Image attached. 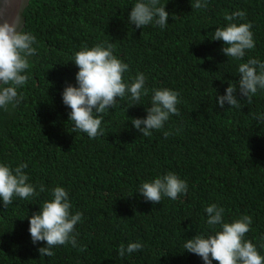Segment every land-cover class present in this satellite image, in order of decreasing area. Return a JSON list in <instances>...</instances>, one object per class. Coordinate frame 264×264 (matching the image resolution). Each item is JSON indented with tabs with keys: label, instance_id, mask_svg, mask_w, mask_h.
Returning <instances> with one entry per match:
<instances>
[{
	"label": "trees",
	"instance_id": "obj_1",
	"mask_svg": "<svg viewBox=\"0 0 264 264\" xmlns=\"http://www.w3.org/2000/svg\"><path fill=\"white\" fill-rule=\"evenodd\" d=\"M136 2L29 1L24 28L35 35L38 56L18 89V108L0 110V164L14 169L26 163L28 182L45 191L14 198L7 209L0 201V264H203L183 245L196 234H213L206 223L210 204L224 208L225 222L251 216L245 239L264 256V125L254 119L264 114V90L251 104L241 100V108L220 109L216 102L238 81L239 63L264 62V0H208L200 10L191 8L195 0H160L170 14L163 30L128 23ZM238 9L247 15L237 23L252 24L255 42L243 61L228 59L223 42L211 40L227 25L225 14ZM106 43L129 65L125 82L143 73L149 94L136 106L120 99L104 115V135L91 139L72 133L62 93L68 84L76 86L73 55ZM162 88L179 93L180 116L144 137L131 119L146 118L151 90ZM169 172L187 181L186 195L154 205L138 194L141 184ZM58 186L67 191L72 213H83L78 247L58 246L52 257H41L38 249L46 242L32 243L29 219ZM131 242L142 250L119 257V246Z\"/></svg>",
	"mask_w": 264,
	"mask_h": 264
},
{
	"label": "clouds",
	"instance_id": "obj_2",
	"mask_svg": "<svg viewBox=\"0 0 264 264\" xmlns=\"http://www.w3.org/2000/svg\"><path fill=\"white\" fill-rule=\"evenodd\" d=\"M16 2L19 7L23 4V0ZM165 7L160 0H137L128 15V23L137 29L155 25L163 30L169 25L170 16ZM207 7L208 0H195L191 4V8L196 10ZM246 15L239 9L225 14L227 25L215 29L211 38L212 41L223 42L221 51L228 59L243 61L246 52L255 48L252 24L237 23ZM36 44L35 35L25 30L19 10L10 20L0 21V110L5 113L12 114L22 101L18 89L29 80L26 73L38 56ZM114 51V44L106 43L85 47L73 55L72 63L79 69L75 77L76 86L68 84L62 93L63 104L71 109L69 123L72 133H85L91 139L103 136L102 121L104 115L110 113L109 109L114 110L118 101L125 97L135 102L134 106L140 105L142 97L149 94L143 73H138L131 82H125L123 77L130 71L129 65L117 58ZM238 73L236 84H229L225 94L216 97L220 109H224L225 104L229 108H241V100L251 104L258 91L264 90V62L249 58L238 64ZM151 92L150 106L145 108L146 118L131 119L134 129L144 137L150 136L153 130L162 129L170 116H180L178 92L167 88L152 89ZM254 119L264 125V114L254 116ZM169 135L171 132H164L165 139ZM27 167L26 163H20L14 169L0 164V201L4 209L13 203L14 198L25 200L45 191L42 184L38 192L36 186L28 182ZM187 191V181L169 172L141 184L138 194L155 205L165 197L176 200ZM51 196L52 199L43 202L40 211L29 219L32 243L46 242V246L38 249L41 257H52L55 254L52 249L58 246L70 244L78 247L76 225L83 219L82 212L72 213L71 201L63 187L51 189ZM205 213L207 225L214 229L213 234H196L186 239L183 245L185 252L197 255L203 264H213V261L217 264H264V256L260 255L257 246L245 239L251 230V216L243 215L230 223L225 222V210L217 204L207 206ZM217 228L219 230H215ZM260 247L264 248V243ZM142 248L139 242H131L126 247L121 244L118 255L124 258L126 254ZM79 250L86 249L79 247Z\"/></svg>",
	"mask_w": 264,
	"mask_h": 264
},
{
	"label": "water",
	"instance_id": "obj_3",
	"mask_svg": "<svg viewBox=\"0 0 264 264\" xmlns=\"http://www.w3.org/2000/svg\"><path fill=\"white\" fill-rule=\"evenodd\" d=\"M29 1L30 0H23V4L19 7L16 0H0V21L10 20L19 10L25 26L24 11L29 5Z\"/></svg>",
	"mask_w": 264,
	"mask_h": 264
}]
</instances>
